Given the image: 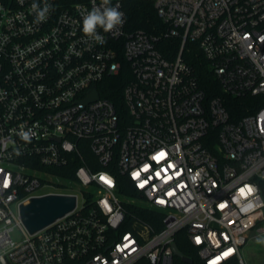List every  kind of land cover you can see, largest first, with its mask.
<instances>
[{"label":"built area","instance_id":"obj_1","mask_svg":"<svg viewBox=\"0 0 264 264\" xmlns=\"http://www.w3.org/2000/svg\"><path fill=\"white\" fill-rule=\"evenodd\" d=\"M140 1L159 33L130 29L111 0L124 23L98 29L99 44L82 13L102 0H47L41 23L34 0H0V264H173L179 234L200 264H245L240 249L264 221V0ZM190 45L223 96L258 98L254 112L232 120L221 96L207 97ZM120 75L114 103L109 78ZM71 160L77 186L52 171ZM45 195L75 207L29 234L19 206Z\"/></svg>","mask_w":264,"mask_h":264},{"label":"trees","instance_id":"obj_2","mask_svg":"<svg viewBox=\"0 0 264 264\" xmlns=\"http://www.w3.org/2000/svg\"><path fill=\"white\" fill-rule=\"evenodd\" d=\"M61 4L66 3H75V2H83L86 0H59ZM123 9L126 15V19L128 22V26L130 29L133 30H143L147 33L157 34L162 29L163 24L157 18L156 13L154 11L153 6L149 2H144L140 0H123L122 2ZM163 46L164 50H175L172 42L166 41L160 44L159 47ZM191 53L187 55L186 61L188 64L194 69L195 74L197 76L198 84L200 88L205 92L208 98H212L215 96H221L224 100V105L226 110L230 114L232 120L238 119L243 115L252 113L256 110V104L258 102V98L254 97H246V98H233L230 96H223L220 90V86L213 75L209 72L206 62L200 55V51L198 50L196 45H190ZM161 52L164 53L163 49ZM114 79L109 81L108 86V97L114 103L120 101L122 97V90L126 83L125 75H120ZM84 156L86 159H91L92 154L88 151H84ZM79 163L74 160H71V163L60 169L52 170L54 173H57L61 176L64 180H69L75 186H77L76 178L74 172L78 167ZM117 184H118V192L120 195L124 197L133 196V193L130 189L127 179L124 176L117 177ZM129 212L137 215L138 217H142L151 226L158 230L153 223L151 217L146 216V212L141 211L139 209H134L131 207H127ZM176 246L179 252L184 256L188 257L192 260L190 264H200L198 260L195 258L194 252L188 247V244L182 234H179L176 237ZM173 264H188L182 262L179 258H175ZM234 264V263H231Z\"/></svg>","mask_w":264,"mask_h":264},{"label":"clouds","instance_id":"obj_3","mask_svg":"<svg viewBox=\"0 0 264 264\" xmlns=\"http://www.w3.org/2000/svg\"><path fill=\"white\" fill-rule=\"evenodd\" d=\"M32 11L35 13V22H44L50 11L52 5L47 0H43V6L40 3L34 2L31 5ZM124 23V14L117 6H111V0H102L100 6H94L90 11L82 13V32L84 35L94 40L99 44L105 43L104 36L100 35L98 29H102L105 33L121 26ZM30 132L21 131L19 136L22 140L30 141ZM253 187V191H256ZM257 243L264 244V238H258Z\"/></svg>","mask_w":264,"mask_h":264},{"label":"water","instance_id":"obj_4","mask_svg":"<svg viewBox=\"0 0 264 264\" xmlns=\"http://www.w3.org/2000/svg\"><path fill=\"white\" fill-rule=\"evenodd\" d=\"M93 95L94 97L96 96L94 89ZM75 203V197L69 195H45L34 197L29 199L26 204H21L19 206V215L28 233L34 234L71 212L75 207ZM172 248L174 255L182 262L191 263V259L184 257L179 252L176 245H173Z\"/></svg>","mask_w":264,"mask_h":264},{"label":"rangeland","instance_id":"obj_5","mask_svg":"<svg viewBox=\"0 0 264 264\" xmlns=\"http://www.w3.org/2000/svg\"><path fill=\"white\" fill-rule=\"evenodd\" d=\"M72 185V183H71ZM79 204L82 203L81 194H79ZM264 229V221L259 223L251 232L247 243L240 249L241 257L245 264H264V244L257 243L258 238H264V233L260 230ZM14 241H20L23 238L19 228H15L11 233Z\"/></svg>","mask_w":264,"mask_h":264}]
</instances>
